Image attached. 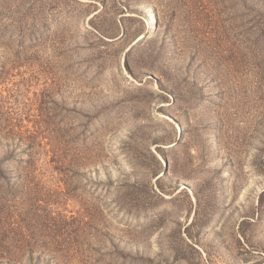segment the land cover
Listing matches in <instances>:
<instances>
[{"label": "rangeland", "instance_id": "374dc122", "mask_svg": "<svg viewBox=\"0 0 264 264\" xmlns=\"http://www.w3.org/2000/svg\"><path fill=\"white\" fill-rule=\"evenodd\" d=\"M0 264H264V0H0Z\"/></svg>", "mask_w": 264, "mask_h": 264}]
</instances>
